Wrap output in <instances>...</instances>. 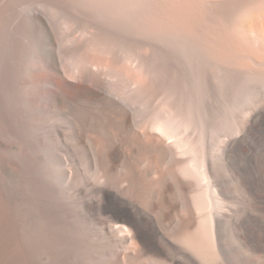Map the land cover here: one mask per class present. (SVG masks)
<instances>
[{"label": "bare ground", "instance_id": "obj_1", "mask_svg": "<svg viewBox=\"0 0 264 264\" xmlns=\"http://www.w3.org/2000/svg\"><path fill=\"white\" fill-rule=\"evenodd\" d=\"M2 1L20 38L66 34V59L31 68L46 92L34 101L59 121L47 181L64 186L65 218L73 198L114 248L108 264H219L233 192L264 209V181L239 162L264 138V0ZM8 196L0 176V264H17Z\"/></svg>", "mask_w": 264, "mask_h": 264}, {"label": "rangeland", "instance_id": "obj_2", "mask_svg": "<svg viewBox=\"0 0 264 264\" xmlns=\"http://www.w3.org/2000/svg\"><path fill=\"white\" fill-rule=\"evenodd\" d=\"M14 7V3L0 0V103L4 117L0 132V176L8 200L10 198L17 204V215L7 207L8 232H12L16 239L17 264H108L114 249L108 239L104 241L98 229L79 215L80 207L70 198L72 196L69 197L71 214L68 221L64 216L66 202L61 180L56 177L55 187L47 181L51 172L56 174L59 171L58 160L63 155L60 143L50 133L59 121L55 118L54 122L52 114L44 113L45 100L34 101L35 96L44 97L46 92L42 83L36 87L32 85L43 74L31 68L37 66L38 56L45 53L52 51L63 56L60 45L65 40V31L63 33L64 29L57 26L56 45L44 32H37L32 42L22 30L20 38L12 30L2 28L3 24L12 22ZM249 142H252L254 151L251 155H242L239 162L263 184L264 138ZM80 157L85 156L81 154ZM119 179L121 172L118 171L116 180ZM237 192H233V197L230 191L229 206L232 205L234 219L220 227L219 264H264V209L253 211L245 192ZM173 228L175 225L167 229L172 238L175 235ZM122 264L132 263L124 260ZM147 264L169 263L149 261Z\"/></svg>", "mask_w": 264, "mask_h": 264}]
</instances>
